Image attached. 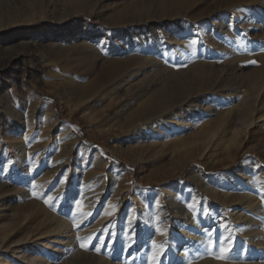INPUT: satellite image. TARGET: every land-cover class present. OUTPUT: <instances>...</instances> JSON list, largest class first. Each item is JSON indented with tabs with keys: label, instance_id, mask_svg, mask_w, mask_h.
Returning a JSON list of instances; mask_svg holds the SVG:
<instances>
[{
	"label": "bare ground",
	"instance_id": "obj_1",
	"mask_svg": "<svg viewBox=\"0 0 264 264\" xmlns=\"http://www.w3.org/2000/svg\"><path fill=\"white\" fill-rule=\"evenodd\" d=\"M23 2L27 8L37 9L43 1ZM167 4L165 10L156 12L153 21L137 3L125 5V11L132 14L124 21L120 20L123 14L118 15L108 29V34H102L101 29L89 25V31L81 37L91 38L89 42L53 45L42 54L43 62L53 71L52 89L60 91L68 106L72 110L83 107L85 117L97 123L103 134L113 130L124 132L126 141L119 148L143 159L157 153L159 135L172 127L181 128L186 124L183 122L186 118L203 115L220 118L224 115L230 125L242 122V128L247 133L256 125L259 119L257 114L263 105L260 97L264 85L251 104L243 97L242 85L236 84L242 77V66L238 69L229 68L227 78L233 84L225 87L227 79L222 76L216 78L219 69L208 59L214 52L227 54L228 49H222V40L235 42L234 30L246 37L247 28L258 19L250 13L238 14L235 12L238 9H235L252 4L258 6L260 3L253 0H221L214 9L195 16L191 12L193 0H167ZM150 22L156 26L149 25ZM42 23L41 17L35 19L26 16L19 22L0 27V37L8 39L17 36L25 45L35 44V37H44L45 31L40 26ZM123 23L125 27H119ZM54 31L46 32L51 38L54 37ZM113 32L118 36L116 40H112ZM98 64L103 69L96 74ZM19 82L9 80L0 93V103L5 105L3 123L0 125V170L5 176L19 177L34 187L37 200H27L18 212L24 219L31 217L33 222L42 227L43 230L35 237H45L44 240H52L57 246L65 243V249L71 255L77 250L79 239L94 229L86 227L81 231L76 230L84 224V218L72 225L62 212L84 201L81 210L84 215L101 216L93 227L99 237V245L107 247V252L113 250V257L107 260L100 258L97 264H116V258L122 255L118 249L122 242L124 255L129 249L140 251L130 259L135 264H171V254L178 255L175 264H238L229 260L233 255L242 258L241 264H246L244 257L253 260L248 264H264V232L261 230L264 224L251 215V211L260 215L263 210L259 203L254 204V195L248 191L237 203L230 202L239 205V210L232 212L229 218H223L222 212L218 211L217 221L215 207L200 209L203 218H207L214 226L210 229L214 242L210 244L193 232L199 226V209L195 207L191 212L186 208L183 210L181 207L184 203L177 196L172 202L174 216L181 214L182 218L174 226L172 223L161 225L160 218L150 216L147 205L141 204L138 196L131 191L128 177L121 169L111 170V180L115 184L111 194L91 198L89 188L93 183L84 180L77 186L75 180L78 170L73 167L78 169L81 165H74L68 157V151L58 148L62 142L72 140L77 144L78 140L63 125L51 104L39 102L24 74ZM127 95L135 99L125 104ZM116 103L120 104L117 115L104 118L105 113ZM198 103L208 106L199 112L196 110ZM225 131L222 137L227 136ZM231 141L232 146H237L235 139ZM244 165L242 163L237 171V180L251 184V168L240 172ZM225 175L210 176L208 179L215 181ZM55 182L59 184L60 191L68 193V200L61 201L51 196L48 186ZM260 189L264 191V184ZM3 191L0 187V202L4 200L1 198ZM28 197L27 192L20 195L21 199ZM157 207L159 216L166 206L158 202ZM129 209L130 216L126 218L122 213ZM86 210L89 211L85 213ZM46 227L51 228L46 230ZM170 230L174 231L172 235H169ZM221 234L220 260L211 255L206 256L215 250V241ZM149 237L157 249L147 257L143 245ZM182 241L186 249L179 255L178 248ZM76 252V260H79L82 253L79 250ZM164 257L166 260L162 262ZM255 259L260 261L255 263ZM89 261L94 264L93 257L83 255L77 262L90 264Z\"/></svg>",
	"mask_w": 264,
	"mask_h": 264
},
{
	"label": "rangeland",
	"instance_id": "obj_2",
	"mask_svg": "<svg viewBox=\"0 0 264 264\" xmlns=\"http://www.w3.org/2000/svg\"><path fill=\"white\" fill-rule=\"evenodd\" d=\"M42 1L41 7L31 9L26 7L23 0H0V27L19 22L26 16H30L35 19H38V17L43 18V23L40 26L45 31L43 39L37 36L34 38L35 44L29 45L23 44V41L17 36L8 39L0 37V93L9 80L20 83L21 75L24 74L26 82L32 87L39 102L43 105L51 104L53 106L57 116L62 119L63 125L69 130L74 139L78 140L77 144L71 140L66 141V143L62 142L58 146V148L62 147L68 151V157L74 165L76 163L81 165L78 169L73 167L74 170H78L75 184L78 186L84 180L91 181L90 183H93V185L89 188L90 197L106 196L111 194L110 192L115 185L111 180V170L121 169L128 177V185L131 191L135 193V196H138L141 204L147 205L150 216L160 218L161 225L167 226V223H172L174 226L182 218L181 214L174 216L172 202L177 196L184 203L181 207L183 210L187 209L191 212L195 207L197 210L199 209L200 213L197 214L199 226L193 232L195 236H200V239L202 238L203 240H201L206 244L214 242L210 231L214 226L207 218H203L202 210L205 206L217 209L214 214L216 218L219 215L218 211L222 212L223 218H229L232 212L239 210V205L230 202L237 203L244 194L250 192L254 195V204L259 203L260 205H258L263 210L260 215L251 211V215L262 220L264 224V191L260 189V186L264 184L262 183L264 181V89L260 97L263 105L260 106L257 114L259 119L256 125L251 127L247 133L242 128L244 125L242 122L230 125L229 121L225 120L224 115H221L220 118L214 115L207 118L203 115L186 118L183 120L186 124L181 128L172 127L164 134L159 135L157 142L160 145L157 153H153V155L149 154L143 159L131 153H126L119 148L126 141L124 132L113 130L108 134L101 133L98 124L85 117L83 107L72 110L65 102L60 91L57 88L52 89L53 71L43 62L42 54L53 45L68 43L79 45L83 42H89L91 38H81L86 31H89L87 29L89 25L101 29L102 34H108V29L114 24L118 15L123 14L120 20L124 21L128 15L132 14L126 12L124 6L133 2L141 7L143 13L152 17L150 21H153L154 15L159 9L165 10L167 8V0ZM220 1L193 0L192 15L195 16L201 14V12L210 11ZM253 1L260 4L258 6L255 4L240 6L235 9H238V11L234 10L238 14L250 13V15L258 17L247 28L246 37H242L240 31L234 30L235 42H232L233 40H222V49H228V53L224 55L214 52L208 58L209 62H213V66L219 69V72L215 75L216 78L222 76L227 79L224 83L225 87L233 84L227 78V75L230 74L227 72L229 68L238 69L242 66V77L237 80L236 84L242 85V95L250 104L257 98L261 86L264 85V0ZM222 15L224 16L225 13ZM149 25L156 26L151 22ZM237 25L238 27L241 26L240 23ZM119 27L124 28V23ZM48 30H55L52 32L54 37L50 38L48 36L46 32ZM113 33L112 40H116L118 36L116 32ZM253 60L257 63L251 64L250 61ZM238 61L240 62L238 63ZM102 69L103 67L98 64L96 74ZM224 93L228 94L229 92ZM133 99H135L134 96L127 95L125 104L130 103ZM207 106L198 103L196 110L202 112ZM4 107L5 105L0 103V125L4 119ZM119 109L120 104H114L105 113L104 118L116 116ZM225 129L227 130V136L222 137V133L226 132ZM233 139L236 140L235 144L237 146L231 145L233 142H230V140ZM242 163H245V165L240 172L244 173L245 170L251 168L249 173L252 180L251 184L237 180V171ZM224 173L226 175L222 179L218 178L215 181H209L208 179L210 176H219ZM0 175V187L4 190L1 196L4 200L0 202V264H78L77 261L83 255L93 257L92 263L97 264L100 258L107 260L109 257L114 256L111 254L112 249L107 252V247L99 245L100 240L93 227L96 226L101 216H98V214L94 216L91 214L84 215L81 212L82 206L85 204L84 201L75 207L72 205V208L70 206L67 211L62 212L65 213L64 215L72 225L80 222V218H84V224L77 227L76 230L81 231L86 227L94 229L84 238L79 239L77 243L76 251L79 250L82 253L79 260H76V251H73L71 255L67 253L65 243L57 246L52 240H44L45 237H35L43 230H41L42 227L33 222L31 217L24 219V216L18 212L20 206L24 202L26 203L27 200H30V202L37 200L38 195L33 191L34 187L31 183H25L19 177L5 176L3 172L1 173V170ZM48 187H50V193L51 196L55 197L54 199L68 200V193L60 191L58 183L55 182ZM170 190H173V192L170 193ZM25 192L29 194V197L21 199L20 195L22 196ZM214 193L217 195L216 198ZM158 202L166 206L162 208L163 213L159 216ZM50 211L54 212L53 209H50ZM88 211L86 210L85 213ZM122 214L129 218L130 209L123 211ZM51 227H46V230ZM261 230L264 232V225ZM160 233L164 234L163 230H160ZM173 233L174 231H169V235ZM222 239L223 234L219 235L215 241V250L206 256L211 255L220 260ZM151 241L152 238L149 237L143 245L147 257L157 249L151 244ZM120 245L118 249L121 251L119 254L122 255L116 258L115 263L135 264L134 260L131 261L130 259L140 251L136 248L135 250L129 249L131 252L128 251L124 255V242ZM99 246L100 251H97L96 249ZM180 246L178 248L179 255L186 249L185 242L182 241ZM69 252H72V250ZM177 256L171 254V264H175ZM239 258V256L233 255L229 260L241 264L242 258ZM243 259L246 264L253 262V260L246 257ZM164 260H166V257L162 258V262ZM259 261V259H255V263Z\"/></svg>",
	"mask_w": 264,
	"mask_h": 264
},
{
	"label": "snow or ice",
	"instance_id": "obj_3",
	"mask_svg": "<svg viewBox=\"0 0 264 264\" xmlns=\"http://www.w3.org/2000/svg\"><path fill=\"white\" fill-rule=\"evenodd\" d=\"M250 63H251V64H256V63H257V61L253 60V61H250ZM45 202L47 203V201H45ZM96 250H97V251H100V249H99V248H97ZM226 251H227V249H226Z\"/></svg>",
	"mask_w": 264,
	"mask_h": 264
}]
</instances>
